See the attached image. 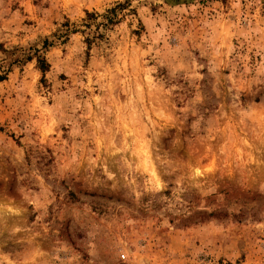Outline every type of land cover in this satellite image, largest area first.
Returning a JSON list of instances; mask_svg holds the SVG:
<instances>
[{
    "label": "rangeland",
    "instance_id": "rangeland-1",
    "mask_svg": "<svg viewBox=\"0 0 264 264\" xmlns=\"http://www.w3.org/2000/svg\"><path fill=\"white\" fill-rule=\"evenodd\" d=\"M0 264H264V0H0Z\"/></svg>",
    "mask_w": 264,
    "mask_h": 264
}]
</instances>
